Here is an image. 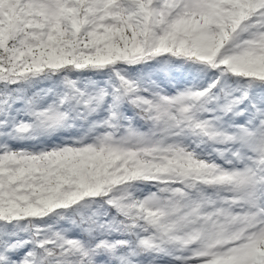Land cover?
Wrapping results in <instances>:
<instances>
[{
	"label": "snow or ice",
	"instance_id": "obj_1",
	"mask_svg": "<svg viewBox=\"0 0 264 264\" xmlns=\"http://www.w3.org/2000/svg\"><path fill=\"white\" fill-rule=\"evenodd\" d=\"M0 264H264V0H0Z\"/></svg>",
	"mask_w": 264,
	"mask_h": 264
}]
</instances>
